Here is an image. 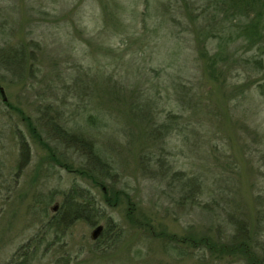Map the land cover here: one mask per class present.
I'll return each mask as SVG.
<instances>
[{
	"label": "rangeland",
	"instance_id": "374dc122",
	"mask_svg": "<svg viewBox=\"0 0 264 264\" xmlns=\"http://www.w3.org/2000/svg\"><path fill=\"white\" fill-rule=\"evenodd\" d=\"M185 1L0 0V47L34 55L0 61V264H244L189 240L264 211V50L236 43L214 82ZM67 198L88 218L50 230Z\"/></svg>",
	"mask_w": 264,
	"mask_h": 264
},
{
	"label": "trees",
	"instance_id": "16d2710c",
	"mask_svg": "<svg viewBox=\"0 0 264 264\" xmlns=\"http://www.w3.org/2000/svg\"><path fill=\"white\" fill-rule=\"evenodd\" d=\"M189 1L194 4L198 3V9L201 14H204V18L210 22L207 26H195L193 30L196 31L193 34L198 57L203 63V73L214 82L225 83V80H222L221 77L228 70L226 66L230 58H233L232 50L237 44L246 43L250 48H258L263 53L264 0ZM184 8H186V11L191 10L188 0L185 1ZM209 40L215 41L213 48L210 50L207 49ZM243 59L247 63L251 61L249 57ZM262 59V57L257 58L254 62L261 64ZM32 60H34V55L31 51H28L24 44L0 47V61L3 67L12 73L15 72L14 74L19 72L17 75H21L26 69L27 62ZM257 87L260 93H264V84H258ZM240 90L243 91L244 86ZM48 123H50V127L53 128L59 139L79 148V150L85 149L88 153V160L97 166L98 170L99 168L101 170L105 168V163L101 161L96 151L82 136L80 137L60 128L51 119H48ZM26 153L25 145L22 143V158ZM261 179L264 183V175H262ZM263 183L260 184L262 185L261 188H264ZM260 195L258 194L257 197H261ZM89 211L87 204L81 205L76 200L67 198L63 201L62 211L58 213L57 220L55 222L50 220L48 227L50 230L54 229V231H57L59 227L69 225L72 221L78 220L83 215L82 213ZM225 213L227 215L226 225L230 226L229 234L222 236L217 234L215 237L209 236L199 239L193 238L189 241L200 245L204 244V246L208 245V248H213V250L219 248L220 254L218 257L230 254V256H240L239 261H244V264H264V211H262L261 216H259V213L256 214L253 221L243 214L245 218H236L229 211H225ZM83 216L88 218L86 213ZM261 234H263V239H260Z\"/></svg>",
	"mask_w": 264,
	"mask_h": 264
},
{
	"label": "water",
	"instance_id": "95a60500",
	"mask_svg": "<svg viewBox=\"0 0 264 264\" xmlns=\"http://www.w3.org/2000/svg\"><path fill=\"white\" fill-rule=\"evenodd\" d=\"M0 95H1L3 101H6L7 100V98L5 96L4 89H3V87L1 85H0ZM101 230H102V225H97L95 227V229L92 231L91 237L92 238H96L97 235L101 232Z\"/></svg>",
	"mask_w": 264,
	"mask_h": 264
}]
</instances>
